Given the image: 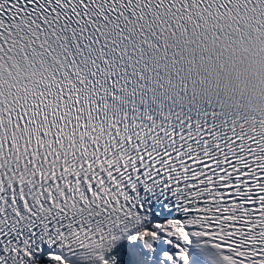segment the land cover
<instances>
[{"label":"snow or ice","instance_id":"obj_1","mask_svg":"<svg viewBox=\"0 0 264 264\" xmlns=\"http://www.w3.org/2000/svg\"><path fill=\"white\" fill-rule=\"evenodd\" d=\"M0 264H264V0H0Z\"/></svg>","mask_w":264,"mask_h":264}]
</instances>
